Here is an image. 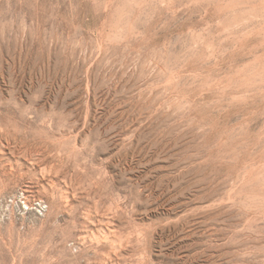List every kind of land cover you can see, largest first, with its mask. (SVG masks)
<instances>
[{
  "label": "rangeland",
  "instance_id": "1",
  "mask_svg": "<svg viewBox=\"0 0 264 264\" xmlns=\"http://www.w3.org/2000/svg\"><path fill=\"white\" fill-rule=\"evenodd\" d=\"M0 264H264V0H0Z\"/></svg>",
  "mask_w": 264,
  "mask_h": 264
},
{
  "label": "built area",
  "instance_id": "2",
  "mask_svg": "<svg viewBox=\"0 0 264 264\" xmlns=\"http://www.w3.org/2000/svg\"><path fill=\"white\" fill-rule=\"evenodd\" d=\"M23 205L25 207L28 206L27 204H25V202H23ZM37 207L39 208V210H43L45 208V206H43L41 201L37 202Z\"/></svg>",
  "mask_w": 264,
  "mask_h": 264
}]
</instances>
